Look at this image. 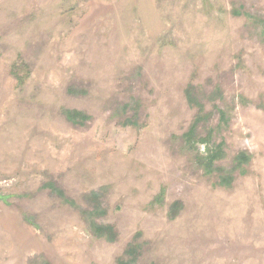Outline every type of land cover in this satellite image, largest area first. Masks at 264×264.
Instances as JSON below:
<instances>
[{
    "label": "rangeland",
    "instance_id": "1",
    "mask_svg": "<svg viewBox=\"0 0 264 264\" xmlns=\"http://www.w3.org/2000/svg\"><path fill=\"white\" fill-rule=\"evenodd\" d=\"M0 264H264V0H0Z\"/></svg>",
    "mask_w": 264,
    "mask_h": 264
}]
</instances>
